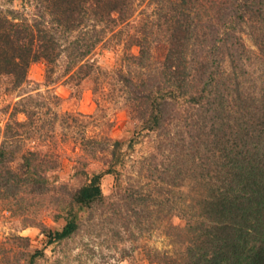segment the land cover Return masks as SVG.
Here are the masks:
<instances>
[{"label": "trees", "instance_id": "1", "mask_svg": "<svg viewBox=\"0 0 264 264\" xmlns=\"http://www.w3.org/2000/svg\"><path fill=\"white\" fill-rule=\"evenodd\" d=\"M15 2L0 0V90L17 99L5 110L0 203L44 240L33 249L29 237L11 234L0 241V264H35L99 209L119 221L110 231L120 241L144 231L168 238L172 249L141 246L151 264H264V60L245 42L264 56V0ZM112 45L124 52L111 70L88 60ZM37 62L45 87L90 80L98 112L107 104L125 110L134 122L130 147L154 135L149 154L132 165L136 179L123 182L117 170L124 141L97 132L82 138L75 160L88 181L75 189L56 183L50 174L63 165L58 143L67 136L56 127L75 117L53 109L61 100L51 89L23 91ZM89 159L108 166L89 173ZM104 174L114 175L109 195ZM43 210L60 225H47Z\"/></svg>", "mask_w": 264, "mask_h": 264}, {"label": "rangeland", "instance_id": "2", "mask_svg": "<svg viewBox=\"0 0 264 264\" xmlns=\"http://www.w3.org/2000/svg\"><path fill=\"white\" fill-rule=\"evenodd\" d=\"M15 4L19 5L20 0H16ZM245 42L247 47L254 52L252 58L258 55L261 56L260 59L264 60V56L260 55L261 51L254 45L253 40L246 36ZM132 51L136 52L137 48L134 47ZM123 52L122 46H102L97 48L88 60L97 64L103 70H111L119 63ZM161 52V50L157 51L159 55ZM263 65L264 63L260 64V69L258 70L264 71ZM45 81L44 63H34L29 68L28 82L24 86L23 91L35 95L37 93L45 94L47 89H51L61 100L58 106L52 105L53 109L57 110L60 114L69 113L75 117V120L70 119L69 128L62 129L58 126L56 127L57 132L67 133L65 140L58 143L59 150L62 153L64 152L63 165L58 171L50 174L52 178L56 176V183H64L69 188L75 189L88 181L85 176L76 174L74 169L76 165L75 160L78 157L77 150L80 147L79 144L82 138L84 136H92L97 132L107 135L114 140L124 141L121 149L123 155L122 164L117 166V170H122L124 173L121 176L123 182L127 181L128 176H135L136 179V171L138 169L135 168V172L132 171V165L149 154L153 146L154 135H142L137 140H134L130 147L128 143L132 137L131 131L134 122L129 119L128 113L125 110L111 104H107L105 113L98 112L95 97L91 91L92 83L90 80H85L80 82L78 86H75L72 83H65L61 79L49 88L44 86ZM15 96L16 94H7L3 87L0 90V142L2 140V130L8 117L5 110L9 104H13L17 100ZM94 114L98 118L101 115H105L106 119L102 120V122H109V124L103 125L102 122L99 124L96 120L88 119L87 116ZM19 118L22 120L24 117L20 115ZM89 161V173H101L108 166L105 160L94 161L89 159ZM113 185L114 175L104 174L101 186L105 195L111 193ZM51 199H48L46 202H51ZM47 210L42 211L43 219L47 225L54 226L55 224L50 217L45 216L48 213ZM100 212L103 213L99 209L95 213V217L86 222L82 230L73 238L46 247L44 255L36 259L35 264H151L143 254L144 251L141 250V246L148 245L159 250L172 249L168 238L155 233L149 234L148 231H144V234L138 237V239H134V241H120L111 232L120 227L119 221H115V219L106 221L105 215H100ZM174 222L177 224L180 221L175 219ZM59 225L56 224L55 226ZM132 226H134V223H132ZM11 234L29 237L33 249L43 248L44 236L41 230L36 227L22 228L18 220L12 221L10 219V214L6 211L3 204L0 203V241L6 243Z\"/></svg>", "mask_w": 264, "mask_h": 264}]
</instances>
